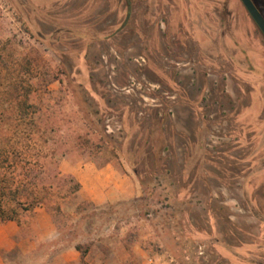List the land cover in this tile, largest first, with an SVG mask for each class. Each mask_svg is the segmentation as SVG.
<instances>
[{"label":"rangeland","instance_id":"rangeland-1","mask_svg":"<svg viewBox=\"0 0 264 264\" xmlns=\"http://www.w3.org/2000/svg\"><path fill=\"white\" fill-rule=\"evenodd\" d=\"M29 133L33 176L96 206L60 218L88 264H264V35L241 0H0V135ZM56 158L106 170L112 199L74 196ZM43 249L24 263L66 264Z\"/></svg>","mask_w":264,"mask_h":264},{"label":"trees","instance_id":"trees-1","mask_svg":"<svg viewBox=\"0 0 264 264\" xmlns=\"http://www.w3.org/2000/svg\"><path fill=\"white\" fill-rule=\"evenodd\" d=\"M259 7L256 0H253ZM262 11V9L259 7ZM32 106V104H29ZM37 138L33 133L28 135H0V223L15 220L20 222V211L34 210L36 207H45L55 218L59 230V236L51 242H40L37 249L29 254H23L18 249L5 252L3 257L10 264L11 256L20 258V264L26 259H33L40 255L43 249L47 255V261L58 252L61 253L69 247H74L81 252V264H88L84 258L89 253L90 244H84L77 238L79 231L74 228L71 231H64L66 225L60 218L72 217L75 226L81 224L84 219V205L93 203L80 201L74 207L70 206V201L66 198L53 195L54 184L39 181L33 176L35 163L39 162V152L35 153ZM55 159V158H54ZM60 158H56L55 177L68 179L72 184L74 196L81 190V183L73 175L62 174L59 165ZM96 207V206H95ZM74 214V217L70 214ZM79 217V218H78ZM60 244L58 249H55ZM40 264H46L41 262Z\"/></svg>","mask_w":264,"mask_h":264},{"label":"crops","instance_id":"crops-1","mask_svg":"<svg viewBox=\"0 0 264 264\" xmlns=\"http://www.w3.org/2000/svg\"><path fill=\"white\" fill-rule=\"evenodd\" d=\"M82 170L79 180L83 186L81 191L85 193L87 199L96 203H104L112 199L110 193H105V181L100 175L106 170L101 169L96 173L88 166ZM125 176L126 181L129 182L130 176ZM109 177L114 180L116 176L114 174ZM127 191L130 193V188H127ZM56 236L57 227L51 213L45 207H36L27 223L15 220L0 223V264H8L3 257L5 252L18 249L23 254H29L37 249L40 242H51ZM60 256L64 259V263L71 264L81 259V252L74 247H69L62 251Z\"/></svg>","mask_w":264,"mask_h":264},{"label":"flooded vegetation","instance_id":"flooded-vegetation-1","mask_svg":"<svg viewBox=\"0 0 264 264\" xmlns=\"http://www.w3.org/2000/svg\"><path fill=\"white\" fill-rule=\"evenodd\" d=\"M244 5V4H243ZM246 8V7H245ZM248 11V10H247ZM255 22V21H254ZM257 25V24H256ZM259 28V27H258ZM260 29V28H259ZM262 32V31H261ZM264 35V34H263ZM231 116H232V114H230ZM236 116V115H235ZM233 132H235V130H233L232 128L230 129V135L229 136H232L233 134ZM152 133L153 132H151V135H152ZM153 136V135H152ZM164 142V140H162V143ZM161 143V144H162ZM154 142H152V148H153V146H154ZM157 144V143H156ZM160 146V145H159ZM240 146H232V147H230L228 150H226L225 151V155H226V159L225 158H223L226 162H227V165L230 167V169H237V168H240V165L242 164V161H244L243 160V158L241 157V155L239 154L238 155V153H233V150H236V149H238ZM139 151H140V148H139ZM160 151H161V153H164V149L162 148V149H160ZM158 158V160H157V162H159V161H161V160H163L164 159V156H162L161 155V158H160V155H158L157 156Z\"/></svg>","mask_w":264,"mask_h":264},{"label":"water","instance_id":"water-1","mask_svg":"<svg viewBox=\"0 0 264 264\" xmlns=\"http://www.w3.org/2000/svg\"><path fill=\"white\" fill-rule=\"evenodd\" d=\"M249 14L264 34V14L253 0H241Z\"/></svg>","mask_w":264,"mask_h":264}]
</instances>
